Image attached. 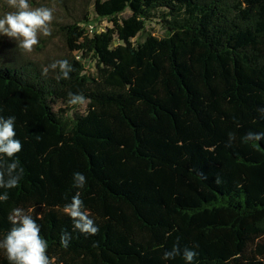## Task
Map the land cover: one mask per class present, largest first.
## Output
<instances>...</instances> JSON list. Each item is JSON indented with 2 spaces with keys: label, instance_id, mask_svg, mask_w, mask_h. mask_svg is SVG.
Listing matches in <instances>:
<instances>
[{
  "label": "trees",
  "instance_id": "obj_1",
  "mask_svg": "<svg viewBox=\"0 0 264 264\" xmlns=\"http://www.w3.org/2000/svg\"><path fill=\"white\" fill-rule=\"evenodd\" d=\"M91 6L95 18L59 28L69 79L0 45V117H15L24 169L17 188H0V239L22 207L34 209L55 264H186L163 258L177 243L198 253L192 264H264V140L243 139L264 133V0ZM154 20L162 37L146 31ZM69 92L87 98L83 113ZM77 191L96 235L63 211Z\"/></svg>",
  "mask_w": 264,
  "mask_h": 264
},
{
  "label": "clouds",
  "instance_id": "obj_2",
  "mask_svg": "<svg viewBox=\"0 0 264 264\" xmlns=\"http://www.w3.org/2000/svg\"><path fill=\"white\" fill-rule=\"evenodd\" d=\"M7 5L14 11L6 12L0 18V34L16 38L18 47L24 53H31L39 43L41 35L44 37L51 35L54 8L31 7L29 0H7ZM49 69L59 71L60 75L57 79H69L70 73L74 71L67 59L54 61L43 68V74L47 75ZM68 97V103L73 106H83L88 103L87 98L81 93L69 92ZM260 111L264 112V109ZM235 138V133H229L226 146L230 147ZM243 139L258 142L264 140V133L248 132ZM22 148L21 141L16 138L15 117L11 116L6 119L0 117V188L11 190L19 186L24 169L13 158L22 151ZM5 157L10 162L5 161ZM73 182L75 188L81 189L85 186L87 178L83 173L76 172L73 174ZM8 199V191L0 194V202H6ZM32 211L34 209L25 211L22 207H15L11 209L7 217L12 227L3 239H0V249L6 254L9 264H55L54 258H50L47 254L48 242L41 236V227L31 215ZM63 211L72 219L75 230L86 235L98 234L99 228L85 210L79 191L72 196L70 203L64 206ZM70 239L69 232H62L61 246L66 249ZM179 255L183 256L186 264H192L198 253L187 247L181 250L177 243L164 252L163 258L165 260L174 259Z\"/></svg>",
  "mask_w": 264,
  "mask_h": 264
},
{
  "label": "rangeland",
  "instance_id": "obj_3",
  "mask_svg": "<svg viewBox=\"0 0 264 264\" xmlns=\"http://www.w3.org/2000/svg\"><path fill=\"white\" fill-rule=\"evenodd\" d=\"M93 1L94 0H29L31 7L46 6L54 8V20L51 25V35L47 37L41 35L39 37V43L34 47L31 53H24L18 47L16 38H11L3 34H0V45L6 44L8 47L12 46L13 49L16 48L17 52L14 53V56L17 58L18 62L24 63L26 61H34L39 64H51L66 54L64 40L60 34L59 28L82 18L86 13L90 14V18H95L91 6ZM9 11H14V9L9 8L7 0H0V18ZM129 16V11L123 15V17ZM110 26L111 25L107 21H101L99 30H104L106 27ZM146 31L153 33L158 37L163 36V29L156 20L147 23ZM1 48L0 57L2 56V58L0 61H5L3 56L6 55ZM10 55L11 54H9V56ZM85 66L89 72H93L89 61H85ZM56 109H58V107H56ZM76 111L83 113L85 111V106H79ZM73 112L74 111L70 114Z\"/></svg>",
  "mask_w": 264,
  "mask_h": 264
},
{
  "label": "built area",
  "instance_id": "obj_4",
  "mask_svg": "<svg viewBox=\"0 0 264 264\" xmlns=\"http://www.w3.org/2000/svg\"><path fill=\"white\" fill-rule=\"evenodd\" d=\"M89 30H90V32H92L93 31V26H89ZM77 59H79V56H77Z\"/></svg>",
  "mask_w": 264,
  "mask_h": 264
}]
</instances>
